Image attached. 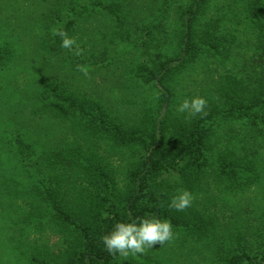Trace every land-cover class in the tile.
<instances>
[{
  "label": "rangeland",
  "instance_id": "374dc122",
  "mask_svg": "<svg viewBox=\"0 0 264 264\" xmlns=\"http://www.w3.org/2000/svg\"><path fill=\"white\" fill-rule=\"evenodd\" d=\"M89 1L79 0L75 6ZM104 1L121 7L113 14L102 8L90 10L70 36L76 40L71 51L62 47L46 51L43 21L56 7L62 6L66 13L70 1L0 0V58L4 56L0 59V264L77 260L78 251L65 250L66 232L52 220L54 211L46 189L37 188L39 180L54 181L57 202L64 210L75 212L80 225L70 240L75 248L94 238L98 242L103 219L125 211L130 172L146 155L143 143H138L140 135L145 136L147 128L166 112L165 117L171 120H189L187 113L177 112L185 99L198 96L210 101L222 77L258 59L256 24L242 17L247 0ZM262 3L264 8V0ZM190 10L197 13L194 27L198 39L212 20L220 18L237 33L240 46L228 59L203 51L199 58L175 70L168 82L171 103L163 110L160 89L139 78V65L156 68L165 56L180 54L179 40L188 17L184 14ZM77 45L83 49L81 55H76ZM234 62L237 66L232 68ZM78 66L87 67L88 75ZM47 82L63 83L68 93L94 108L100 106L129 127L130 143L121 147L106 134L93 133L80 117L45 106L41 93ZM57 104L64 103L58 99ZM221 128L210 166L188 172L189 164L181 163L153 181L154 200L159 205L166 195L170 204L181 190L193 194L191 207L177 211L186 225L173 226L171 242L148 248L142 255L119 256L111 264H230L232 251L242 245L248 246L254 262L259 261L257 240L264 236V179L231 191L228 183L217 177L214 160L220 153L237 149L244 154L251 145L247 140L245 143L243 135L231 140L235 133L241 134L239 124L233 131L232 124ZM19 135L32 145L31 157L19 151ZM74 148L94 154L107 171V181L90 179L75 166L69 165L68 170L60 155L53 158L54 171L41 159ZM260 152L264 162V149Z\"/></svg>",
  "mask_w": 264,
  "mask_h": 264
},
{
  "label": "trees",
  "instance_id": "16d2710c",
  "mask_svg": "<svg viewBox=\"0 0 264 264\" xmlns=\"http://www.w3.org/2000/svg\"><path fill=\"white\" fill-rule=\"evenodd\" d=\"M69 1L71 7L66 13L62 6L56 7L52 9L51 14L46 15L45 22L43 21V43L46 51L54 50L57 47L61 48L62 38L54 35L52 28L63 29L70 37L77 28L78 21L85 18L86 13L90 10L102 8L113 14L121 7L119 4L107 3L104 0H90L77 8L75 5L79 0ZM204 1L206 0H201L200 3ZM262 4V0H247V6L244 7L242 16L256 24L257 39L254 48L258 59H253L250 63L246 62L238 72L229 73L221 78L218 87L212 91L210 101L206 100L205 112L207 115L197 114L187 121H180L176 118L171 120L165 117L168 116L166 112L158 120H155L152 127L147 128L145 136L140 135L138 143L140 146L143 143L146 155L139 167L135 165L130 172L131 189L125 196L123 206L125 211L121 215L103 219V225L101 224L98 232L101 235L98 242L94 238L84 247H80L81 250L75 248L70 242L71 239L73 240V235L80 229V225L73 215L75 212L64 210L63 206L57 202L54 189H52L54 181L46 178L39 180L37 188L46 189L47 197L54 211L52 220L66 232L65 250L72 252V249H75L74 253L78 251L79 254L77 260L69 262L64 260L63 263L58 264H111L115 262L119 254L113 256L108 253L102 242V237L110 233L119 222H130L136 218L157 217L161 220H169L173 226L182 224L177 210L169 207L167 195L164 196V203L160 205L154 200L156 186L153 185V181L164 172L175 169L181 163L189 164L188 172L193 170L198 172L199 168L202 170L204 167L210 166L209 160L214 149V140L216 137L219 138V131L224 124H232V131L235 129V124H239L242 132H240L241 134L235 133L231 140L237 141L239 136L243 135L245 143L247 144L249 141L251 145L244 154H240V150L237 151V149L230 150L227 154L220 153L218 159L214 160L217 165V177L224 179L231 191L247 188L264 179V162L260 152L261 149H264V8ZM186 14H188L184 21L186 27L179 40L180 54L177 57L165 56L156 68H148L146 64L139 65L141 72L139 78H143L146 83H154L160 89L163 110L171 103L172 93L168 82L175 70L199 58L203 51L209 56L228 59L232 56L234 49L240 46L237 33L223 25L220 18L212 20L210 26L206 27L198 39L194 27L197 13L190 10L184 15ZM231 66L232 68L236 67V62ZM41 97L45 106H55L60 111L64 109L67 114L72 113L74 116L80 117L93 133H104L121 147L128 145L132 139L129 127L115 121L100 106L94 108L93 104L89 105L85 101L77 99L67 92L63 83H45ZM58 99H61L64 104H57ZM172 132L174 133L171 134ZM227 134L230 133L227 132ZM16 141L19 151L26 157H31L30 155L33 154L32 145L20 135ZM56 155L62 156L66 163L62 161L61 164H66L67 169L69 165L75 166L87 174L90 179L97 178L101 182L107 181L105 180L107 171L94 154L81 152L80 148H74V150H61L42 156L41 159L48 161V166L53 171L55 169L52 166L53 158ZM34 165L36 164H32V167H35ZM104 222L106 226H104ZM74 241L77 242V236ZM257 241L259 242V252H261L257 263L254 262V257L249 254L248 246L242 245L232 251L229 258L230 264H264V236H261ZM66 254L62 256L63 259Z\"/></svg>",
  "mask_w": 264,
  "mask_h": 264
},
{
  "label": "clouds",
  "instance_id": "9594fccd",
  "mask_svg": "<svg viewBox=\"0 0 264 264\" xmlns=\"http://www.w3.org/2000/svg\"><path fill=\"white\" fill-rule=\"evenodd\" d=\"M53 34L62 38L61 47L71 51L76 45L75 38L68 36L63 29H53ZM83 49L77 45L76 55H81ZM79 70L88 75L89 69L85 66H78ZM207 101L203 97H193L190 100L185 99L177 108V112L187 113L188 117L197 114L207 115L205 108ZM194 200L193 194L188 190L178 191V194L172 197L170 208L177 211H184L191 207ZM173 225L167 219L161 220L157 217L136 218L130 222H119L113 230L102 237L106 251L113 256L119 254L123 258L142 255L146 249L157 245H163L171 242L174 238L172 231Z\"/></svg>",
  "mask_w": 264,
  "mask_h": 264
}]
</instances>
